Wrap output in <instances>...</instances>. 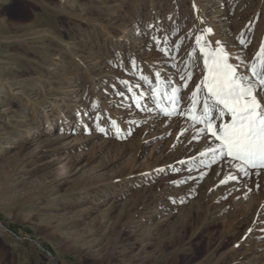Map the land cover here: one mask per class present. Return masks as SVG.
<instances>
[{
	"label": "rangeland",
	"instance_id": "obj_1",
	"mask_svg": "<svg viewBox=\"0 0 264 264\" xmlns=\"http://www.w3.org/2000/svg\"><path fill=\"white\" fill-rule=\"evenodd\" d=\"M196 36L247 71L264 0H0V264H264V169L188 118Z\"/></svg>",
	"mask_w": 264,
	"mask_h": 264
},
{
	"label": "snow or ice",
	"instance_id": "obj_2",
	"mask_svg": "<svg viewBox=\"0 0 264 264\" xmlns=\"http://www.w3.org/2000/svg\"><path fill=\"white\" fill-rule=\"evenodd\" d=\"M206 31L211 33L212 30ZM201 40V36H196L203 57V76L191 92L188 118L203 126L198 131L209 142L207 150L213 158H230L236 162L238 171L245 175L249 169H264V99L259 96L260 90L264 89V46L256 54L257 63L245 65L247 71H244L239 64L232 62L231 53L220 41H215L214 49L206 51ZM192 75L191 72L187 74L183 81L185 87ZM142 79L147 80V77ZM160 82V73H156V83ZM158 92L159 88H153V97ZM178 93V88H172L171 95L167 96L173 105L172 111L178 103ZM198 104L200 108L196 107ZM157 107H160L158 103ZM161 111L165 115L172 114L166 108Z\"/></svg>",
	"mask_w": 264,
	"mask_h": 264
},
{
	"label": "bare ground",
	"instance_id": "obj_3",
	"mask_svg": "<svg viewBox=\"0 0 264 264\" xmlns=\"http://www.w3.org/2000/svg\"><path fill=\"white\" fill-rule=\"evenodd\" d=\"M67 166H68V161L63 162L62 166L59 168V170H57L58 173L61 172L62 168L64 169V171H66Z\"/></svg>",
	"mask_w": 264,
	"mask_h": 264
},
{
	"label": "crops",
	"instance_id": "obj_4",
	"mask_svg": "<svg viewBox=\"0 0 264 264\" xmlns=\"http://www.w3.org/2000/svg\"><path fill=\"white\" fill-rule=\"evenodd\" d=\"M40 19H41V17L36 16V17L34 18V24L36 25V24L40 21ZM35 22H36V23H35Z\"/></svg>",
	"mask_w": 264,
	"mask_h": 264
}]
</instances>
